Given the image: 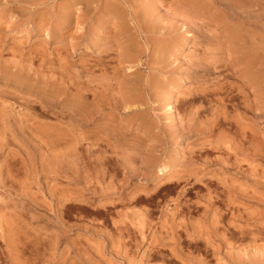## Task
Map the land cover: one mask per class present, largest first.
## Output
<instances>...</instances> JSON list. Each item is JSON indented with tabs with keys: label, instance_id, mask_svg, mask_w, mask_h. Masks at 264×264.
I'll list each match as a JSON object with an SVG mask.
<instances>
[{
	"label": "rangeland",
	"instance_id": "374dc122",
	"mask_svg": "<svg viewBox=\"0 0 264 264\" xmlns=\"http://www.w3.org/2000/svg\"><path fill=\"white\" fill-rule=\"evenodd\" d=\"M0 264H264V0H0Z\"/></svg>",
	"mask_w": 264,
	"mask_h": 264
},
{
	"label": "bare ground",
	"instance_id": "6f19581e",
	"mask_svg": "<svg viewBox=\"0 0 264 264\" xmlns=\"http://www.w3.org/2000/svg\"><path fill=\"white\" fill-rule=\"evenodd\" d=\"M231 38H233L232 37V35H231ZM185 83V80L184 81H182V84H184ZM182 84L180 85V86H182ZM3 103V102H2ZM170 106V105H169ZM170 109V108H169ZM160 169V171L162 172V173H164L165 171H166V169H167V167H161V168H159ZM160 173V172H159Z\"/></svg>",
	"mask_w": 264,
	"mask_h": 264
}]
</instances>
